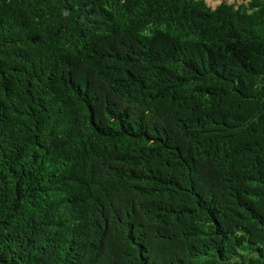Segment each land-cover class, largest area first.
Returning a JSON list of instances; mask_svg holds the SVG:
<instances>
[{"label": "trees", "instance_id": "1", "mask_svg": "<svg viewBox=\"0 0 264 264\" xmlns=\"http://www.w3.org/2000/svg\"><path fill=\"white\" fill-rule=\"evenodd\" d=\"M0 264H264V0H0Z\"/></svg>", "mask_w": 264, "mask_h": 264}, {"label": "rangeland", "instance_id": "2", "mask_svg": "<svg viewBox=\"0 0 264 264\" xmlns=\"http://www.w3.org/2000/svg\"><path fill=\"white\" fill-rule=\"evenodd\" d=\"M207 3L212 7V8H215L217 7L223 0H206ZM226 1H230V2H233L232 0H226ZM244 3V4H247L249 1L248 0H236V3L237 4H240V3Z\"/></svg>", "mask_w": 264, "mask_h": 264}, {"label": "crops", "instance_id": "3", "mask_svg": "<svg viewBox=\"0 0 264 264\" xmlns=\"http://www.w3.org/2000/svg\"><path fill=\"white\" fill-rule=\"evenodd\" d=\"M233 2H230L229 1V3H236V0H232ZM248 1H250V0H248ZM207 2V1H206ZM243 3V2H242ZM221 4V3H220Z\"/></svg>", "mask_w": 264, "mask_h": 264}]
</instances>
